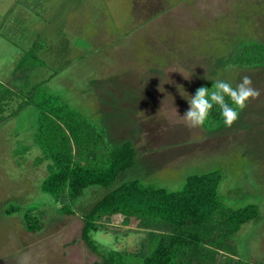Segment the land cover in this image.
I'll return each mask as SVG.
<instances>
[{"label":"rangeland","instance_id":"rangeland-1","mask_svg":"<svg viewBox=\"0 0 264 264\" xmlns=\"http://www.w3.org/2000/svg\"><path fill=\"white\" fill-rule=\"evenodd\" d=\"M6 33L27 38L26 44L31 36L37 40L35 65L42 66L28 79H42L39 92L56 95L89 121L103 145L131 143L135 162L115 183L137 178L176 190L189 174L217 171L220 211L257 206V217L232 236L234 252L264 264V64L232 62L241 45L258 44L264 53V0H0V36ZM8 49L0 45L2 62L20 54ZM245 75L260 96L231 127L186 126L185 96L203 83L211 89L215 80L235 88ZM34 117V107L25 104L0 123V264H94L100 255L80 239L81 215L104 189L88 187L71 203V214H57L67 199L39 189L47 160L36 161L41 150L32 142ZM10 206L36 207L30 214L43 228L26 232L17 210L3 212ZM99 222L92 232L99 249L146 248V230L135 219L123 224L112 214Z\"/></svg>","mask_w":264,"mask_h":264},{"label":"trees","instance_id":"trees-1","mask_svg":"<svg viewBox=\"0 0 264 264\" xmlns=\"http://www.w3.org/2000/svg\"><path fill=\"white\" fill-rule=\"evenodd\" d=\"M37 44L33 40L14 65L12 79L6 84L12 89L0 83V123L25 104L34 107L32 142L41 150L36 161L47 160L46 175L39 189L51 197L64 194L67 199L55 209L57 214H71V203L88 187L104 189L81 215L80 239L100 255L94 264H134L132 257L139 264H221L218 261L221 258L228 264H250L237 256L231 240L241 224L257 217V206L248 203L220 211L216 191L220 175L215 170L187 175L176 190L142 183L137 178L115 183L120 172L133 166L134 148L129 141L111 148L103 145L102 133L89 121L56 95L38 91L42 80L28 81V72L40 65H35L39 61L33 53H37ZM259 47L241 45L233 52L232 62L243 66L264 64V53ZM201 86L208 87L210 83ZM21 93L24 94L21 101L14 108H7L11 99ZM226 100L231 106V101L227 97ZM220 111L214 105L205 124L214 127L221 124ZM34 209L10 206L3 212L10 214L17 210L24 230L34 234L44 226L30 214ZM112 214H120L123 224L133 218L138 227L146 230L145 249L138 252L99 249L92 232L101 227V217Z\"/></svg>","mask_w":264,"mask_h":264},{"label":"clouds","instance_id":"clouds-1","mask_svg":"<svg viewBox=\"0 0 264 264\" xmlns=\"http://www.w3.org/2000/svg\"><path fill=\"white\" fill-rule=\"evenodd\" d=\"M184 77L190 78L185 75ZM180 93L185 96L181 91ZM259 96V90L253 87L252 79L247 75L242 77L235 88L229 82L215 80L211 89L201 86L196 89L194 95L185 96L189 108L181 118L189 128L201 127L208 119L213 106L217 105L221 110L220 115L224 125L231 127L239 118L240 111L247 107V102ZM226 97L231 101V106Z\"/></svg>","mask_w":264,"mask_h":264},{"label":"crops","instance_id":"crops-1","mask_svg":"<svg viewBox=\"0 0 264 264\" xmlns=\"http://www.w3.org/2000/svg\"><path fill=\"white\" fill-rule=\"evenodd\" d=\"M25 18H26V16H25ZM25 18H23V19H25ZM23 19L22 20H20V21H23ZM21 23V22H20ZM26 25V22H24L23 23V26H25ZM27 26H29L30 27V29H31V20L30 21H28V24H27ZM29 39H32V41H33V37L31 36L30 38H28V40ZM26 40H27V38H25V37H23V39H22V36H21V38L19 39V40H13L12 38H10L9 37V34L8 33H6V34H2L1 36H0V45H3L4 46V48H6V49H8V47L10 46V47H13L14 49H18V50H20V54H19V56L17 57V58H19L20 57V55L23 53V51H25L31 44H32V41L31 42H29L28 44H26ZM30 41V40H29ZM18 42H21L20 43V46L19 47H16L18 44ZM25 44V45H24ZM22 46V47H21ZM25 48V49H24ZM7 51H9V49L7 50ZM10 53V52H9ZM9 53H7V56L8 57H10V55H8ZM6 55V54H5ZM17 58H15L14 57V59H13V61H11V58L7 61V62H2V60H4V59H0V72L1 71H5V73L3 74V75H1L0 76V83L1 84H4V85H6V84H8L9 83V81H11L10 79H12L11 78V71H12V69H13V67H14V63L15 62H17ZM11 61V63H9ZM4 63V64H3ZM42 65H39L38 67H35L34 69H31L29 72H28V75H27V78H29V73L31 72V71H34V70H36L37 68H39V67H41ZM7 68H9V70L6 69ZM40 80H42V79H40ZM28 81H29V79H28ZM35 81H39V80H34V82ZM15 82V81H14ZM31 83V82H30ZM10 85V84H9ZM7 87H9L8 85H6ZM9 89H12V87H9Z\"/></svg>","mask_w":264,"mask_h":264}]
</instances>
